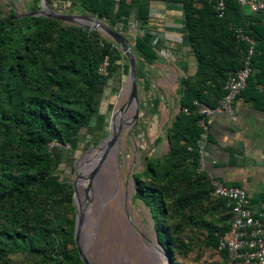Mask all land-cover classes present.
Here are the masks:
<instances>
[{"label": "trees", "instance_id": "trees-1", "mask_svg": "<svg viewBox=\"0 0 264 264\" xmlns=\"http://www.w3.org/2000/svg\"><path fill=\"white\" fill-rule=\"evenodd\" d=\"M48 1L57 12L93 14L122 33H129L131 21L145 29L153 2L179 6L177 47L190 52L195 70L181 79L180 108L165 133L168 152L162 158L145 157L134 177L135 196L149 208L158 242L172 264H186L192 249L184 238L188 228L204 232V245L218 251L230 213L196 169L199 116L183 109L193 110L195 100L213 106L224 96L228 75L243 64L237 27L256 40L248 88L264 97L257 88L264 79V28L236 0H227L224 17L207 0ZM40 7L33 0L30 9ZM14 14L10 9L0 19ZM152 39L148 31L134 39L139 70L158 59ZM106 56L110 67L104 77L99 69ZM124 59L127 75L128 59L99 31L42 16L0 22V264H84L75 242L73 186L61 176L62 149L50 151L49 144L56 140L75 149L88 137L100 139L102 89ZM142 83L150 84L139 77Z\"/></svg>", "mask_w": 264, "mask_h": 264}, {"label": "rangeland", "instance_id": "rangeland-1", "mask_svg": "<svg viewBox=\"0 0 264 264\" xmlns=\"http://www.w3.org/2000/svg\"><path fill=\"white\" fill-rule=\"evenodd\" d=\"M16 9L19 13L26 11L22 1H17ZM244 10L250 12L246 6ZM73 13L87 14L81 11ZM104 23L108 25L107 22ZM127 39L130 44L134 43L132 37ZM120 81L117 94L108 101L111 103L108 110L110 116L104 124L100 139L96 142L89 139L75 149L72 146H64L61 176L73 186L75 224L78 215L77 205L81 208L87 203L89 206L85 215L81 244L92 264H172L158 242L149 208L135 196L134 177L137 172L143 170L145 157L150 155L162 158L168 152V143L165 141L160 146H151V91L145 90V86L139 85L140 117L137 126H133L132 123L125 125L116 153H108L103 162L95 167L100 162V158L97 160L95 157L99 156L97 150L111 134V114L125 105L130 95L128 74L122 73ZM134 114L131 105L125 112V119L131 118ZM85 157L88 158L84 160ZM206 217L213 220L209 216ZM85 234L89 235L88 239ZM204 234L195 228L186 230L184 238L191 241L192 248L186 264H223L221 253L204 245Z\"/></svg>", "mask_w": 264, "mask_h": 264}, {"label": "crops", "instance_id": "crops-1", "mask_svg": "<svg viewBox=\"0 0 264 264\" xmlns=\"http://www.w3.org/2000/svg\"><path fill=\"white\" fill-rule=\"evenodd\" d=\"M17 1H22L26 11H31L33 0H0V16L10 9L15 11ZM178 8L176 4L167 7L164 32L155 49L158 59L151 66L140 67V81L147 78L150 83H142V86L151 91V146L167 142L166 129L180 108L181 79L195 70L193 56L186 49H179L178 41L176 53L171 59L160 57L159 52L169 47V42L182 38L181 11ZM242 11L245 15H252L260 28H264L263 14L246 12L244 7ZM124 64L123 60L102 89L105 122L110 116L108 110L111 103L108 101L117 94ZM235 105L237 115L215 114L209 118L208 133L204 138L201 133L200 139L205 150L207 170L227 185L245 189L252 208L257 210L264 203V97L247 88L237 98ZM161 137L162 141L156 145ZM89 139L91 137L85 141Z\"/></svg>", "mask_w": 264, "mask_h": 264}, {"label": "built area", "instance_id": "built-area-1", "mask_svg": "<svg viewBox=\"0 0 264 264\" xmlns=\"http://www.w3.org/2000/svg\"><path fill=\"white\" fill-rule=\"evenodd\" d=\"M40 1V0H39ZM213 5L219 17H224L227 11V0H207ZM242 7H248L253 14L261 13L264 18V0H236ZM41 4V2H40ZM167 3H152L150 8V23L145 29H141L137 21L129 23V33H122L125 37L142 35L144 31L152 35V46L157 49L159 37L163 34L164 19L166 16ZM73 12V11H72ZM238 40L243 64L236 72L228 75L223 86L225 94L215 105L211 106L205 102L195 100L194 109L184 108L186 114L191 111L199 116L198 125L202 130V138L208 133L207 120L215 114L237 115L236 100L248 88L249 80L254 74L253 56L256 40L247 34L242 27L233 29ZM169 42V47L161 50L160 57L171 59L176 53V42ZM135 44V42H134ZM244 46V47H243ZM110 58L106 56L102 62L99 72L102 76H109ZM259 92H264V79L258 84ZM199 139L195 151L197 152V171L205 175L211 185L212 194L225 201L226 208L230 213V227L223 236L219 238L218 251L226 256V264H264V203L257 210L251 206L249 196L245 189L236 185H227L225 182L215 177L207 170L205 150ZM70 144L59 143L56 140L50 142V151L58 148L63 149ZM189 151L194 148L189 146ZM189 162H193L192 158Z\"/></svg>", "mask_w": 264, "mask_h": 264}, {"label": "water", "instance_id": "water-1", "mask_svg": "<svg viewBox=\"0 0 264 264\" xmlns=\"http://www.w3.org/2000/svg\"><path fill=\"white\" fill-rule=\"evenodd\" d=\"M41 7L37 10L26 11L25 13H19L17 9H15V14L10 18L0 19L2 20H13L22 18L25 16H42L47 18H52L59 20L61 22L75 25L81 28H86L91 31H99L108 36L121 50V52L126 56L129 61V71H128V83L130 86V95L127 99L125 105H123L119 110L112 112L111 121H110V131L111 134L108 136L107 140L104 141L100 146H107L104 152L100 155V162L95 167H98L103 159L109 152V149L113 146L118 145L119 138L121 136L123 127L125 125L137 126V122L140 117L139 113V67L137 62V57L133 52L134 43L130 44L127 37H125L121 32L111 28L109 25L105 24L102 20H100L96 15L93 14H75L73 12L70 13H60L51 8V5L48 0H40ZM135 104V114L131 117V120L125 119V112L129 106ZM133 129V128H132ZM131 129V130H132ZM94 173L96 172V168H94ZM86 203L84 207L81 209L79 205L78 215L76 217L75 224V242L78 248V252L80 258L82 259L84 264H92L90 258L87 255V251L83 248L81 244V240L83 239V227L85 221V209Z\"/></svg>", "mask_w": 264, "mask_h": 264}, {"label": "bare ground", "instance_id": "bare-ground-1", "mask_svg": "<svg viewBox=\"0 0 264 264\" xmlns=\"http://www.w3.org/2000/svg\"><path fill=\"white\" fill-rule=\"evenodd\" d=\"M126 92V91H125ZM128 95V94H127ZM134 105L135 104H133L132 106L134 107ZM132 113H134V112H132ZM127 116V115H126ZM126 120H131V118H128V119H126ZM107 148V146H101L98 150H97V153H99V156L97 157L96 155H95V157L97 158V160L100 158V155L104 152V150ZM116 151H117V146H113V147H111L110 149H109V152L108 153H111V154H115L116 153ZM86 158H88V157H85L84 158V160H86ZM107 160V159H106ZM116 160V159H115ZM100 161V160H99ZM96 162V161H95ZM113 165V164H112ZM105 168V167H104ZM103 171H104V169H103ZM91 174V173H90ZM92 175V174H91ZM104 175V174H103ZM102 175V176H103ZM108 176V175H107ZM110 178H111V176H110ZM109 178V179H110ZM108 179V178H107ZM118 180V179H117ZM86 183H87V180H86ZM89 183H90V181H89ZM115 183V182H114ZM113 184V183H112ZM105 185H106V183H105ZM104 185V186H105ZM109 186H110V184H109ZM81 188V187H80ZM107 188V187H106ZM109 188V187H108ZM98 196H100V195H98ZM81 203H83V202H81ZM85 204V203H84ZM86 209H85V215L87 214V210L89 209V206H88V204L86 203ZM83 207H84V205H83ZM83 207H81V209L83 208ZM89 220H91V218L89 219ZM87 221H88V219H87ZM87 234V233H86ZM86 234H85V237L88 239L89 238V235H87L86 236ZM164 259L166 260V258L164 257Z\"/></svg>", "mask_w": 264, "mask_h": 264}, {"label": "flooded vegetation", "instance_id": "flooded-vegetation-1", "mask_svg": "<svg viewBox=\"0 0 264 264\" xmlns=\"http://www.w3.org/2000/svg\"><path fill=\"white\" fill-rule=\"evenodd\" d=\"M132 105H133V104H132ZM133 109H134V111H135V105H134Z\"/></svg>", "mask_w": 264, "mask_h": 264}]
</instances>
